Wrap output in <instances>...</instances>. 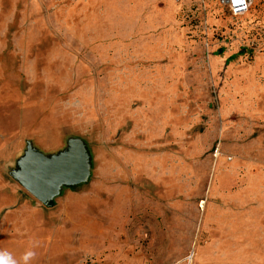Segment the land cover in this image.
<instances>
[{
	"label": "rangeland",
	"instance_id": "1",
	"mask_svg": "<svg viewBox=\"0 0 264 264\" xmlns=\"http://www.w3.org/2000/svg\"><path fill=\"white\" fill-rule=\"evenodd\" d=\"M74 149L50 199L19 181ZM29 249L264 264V0H0V251Z\"/></svg>",
	"mask_w": 264,
	"mask_h": 264
},
{
	"label": "water",
	"instance_id": "2",
	"mask_svg": "<svg viewBox=\"0 0 264 264\" xmlns=\"http://www.w3.org/2000/svg\"><path fill=\"white\" fill-rule=\"evenodd\" d=\"M221 1L227 3V0ZM20 166L19 181L41 201H46L53 196L62 174L78 178L85 170L84 159L77 149L63 158H47L38 152L28 151L20 161Z\"/></svg>",
	"mask_w": 264,
	"mask_h": 264
},
{
	"label": "clouds",
	"instance_id": "3",
	"mask_svg": "<svg viewBox=\"0 0 264 264\" xmlns=\"http://www.w3.org/2000/svg\"><path fill=\"white\" fill-rule=\"evenodd\" d=\"M35 257V251L31 249L27 250L22 257L23 264H29V262ZM0 264H18V261L13 258L11 253L7 251H0Z\"/></svg>",
	"mask_w": 264,
	"mask_h": 264
},
{
	"label": "built area",
	"instance_id": "4",
	"mask_svg": "<svg viewBox=\"0 0 264 264\" xmlns=\"http://www.w3.org/2000/svg\"><path fill=\"white\" fill-rule=\"evenodd\" d=\"M253 0H227V5L233 12L238 13L249 8Z\"/></svg>",
	"mask_w": 264,
	"mask_h": 264
}]
</instances>
